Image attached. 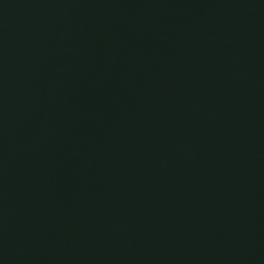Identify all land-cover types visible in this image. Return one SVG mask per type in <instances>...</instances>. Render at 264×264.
Returning <instances> with one entry per match:
<instances>
[{"label": "water", "instance_id": "obj_1", "mask_svg": "<svg viewBox=\"0 0 264 264\" xmlns=\"http://www.w3.org/2000/svg\"><path fill=\"white\" fill-rule=\"evenodd\" d=\"M0 264H264V0H0Z\"/></svg>", "mask_w": 264, "mask_h": 264}]
</instances>
